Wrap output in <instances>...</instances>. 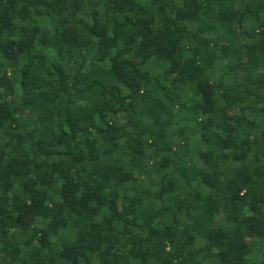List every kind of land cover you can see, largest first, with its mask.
<instances>
[{
    "label": "trees",
    "instance_id": "1",
    "mask_svg": "<svg viewBox=\"0 0 264 264\" xmlns=\"http://www.w3.org/2000/svg\"><path fill=\"white\" fill-rule=\"evenodd\" d=\"M0 264H264V0H0Z\"/></svg>",
    "mask_w": 264,
    "mask_h": 264
}]
</instances>
